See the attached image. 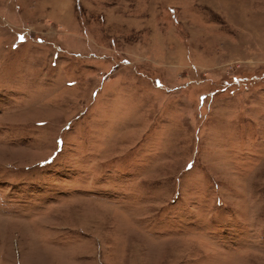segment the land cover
I'll return each instance as SVG.
<instances>
[{
    "label": "rangeland",
    "instance_id": "rangeland-1",
    "mask_svg": "<svg viewBox=\"0 0 264 264\" xmlns=\"http://www.w3.org/2000/svg\"><path fill=\"white\" fill-rule=\"evenodd\" d=\"M0 264H264V0H0Z\"/></svg>",
    "mask_w": 264,
    "mask_h": 264
}]
</instances>
